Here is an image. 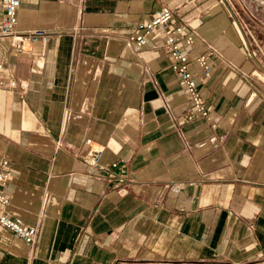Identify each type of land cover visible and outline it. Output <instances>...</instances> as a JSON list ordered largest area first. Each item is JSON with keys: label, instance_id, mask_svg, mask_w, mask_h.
<instances>
[{"label": "crops", "instance_id": "crops-1", "mask_svg": "<svg viewBox=\"0 0 264 264\" xmlns=\"http://www.w3.org/2000/svg\"><path fill=\"white\" fill-rule=\"evenodd\" d=\"M19 4L16 30L50 39L20 49L0 38L15 79L0 89L4 210L38 235L30 245L0 225V264H264V66L226 1ZM164 6L196 32L186 50L206 118H184L189 98L161 30L142 47L128 41ZM209 46L202 77L194 62ZM92 140L104 146L93 164Z\"/></svg>", "mask_w": 264, "mask_h": 264}, {"label": "built area", "instance_id": "built-area-1", "mask_svg": "<svg viewBox=\"0 0 264 264\" xmlns=\"http://www.w3.org/2000/svg\"><path fill=\"white\" fill-rule=\"evenodd\" d=\"M20 0H0V38L8 36L10 44L20 49H28L34 42L46 43L50 39V33L46 28L33 27L31 30L18 31L15 28L17 22V11ZM173 12L168 6H164L159 14L149 20L139 21L136 24V31L128 37V41L137 47H142L145 43L146 35L162 31L164 33L163 47L170 55V67L177 72L178 80L183 85L189 103L184 110V118L191 121L196 116H209L208 106L201 96L198 75L190 67L191 61L187 55L186 48L195 43L196 32L194 29L183 23H171ZM188 27V28H187ZM214 50L209 46L204 52L199 53L195 58V67L200 70L202 77L209 76L211 73L209 57L213 56ZM15 85V79L11 75V69L5 61L0 59V89L12 88ZM89 150L85 154L89 163H97L99 156L104 150V146L95 141H88ZM123 159H114L108 165L111 168L110 176L115 179L117 185L126 181V174L122 171L121 164ZM10 162L6 159L0 160V225L11 230L15 236L25 241L27 244H33L37 239V228L35 225L23 223L19 218L8 215L4 207L8 202V195L4 190V184L9 177ZM131 264H140L133 261ZM148 264H158L155 260ZM162 264H196L191 259H182L181 261L164 262ZM201 264H222L220 261H211Z\"/></svg>", "mask_w": 264, "mask_h": 264}, {"label": "rangeland", "instance_id": "rangeland-1", "mask_svg": "<svg viewBox=\"0 0 264 264\" xmlns=\"http://www.w3.org/2000/svg\"><path fill=\"white\" fill-rule=\"evenodd\" d=\"M249 52L264 66V0H225Z\"/></svg>", "mask_w": 264, "mask_h": 264}]
</instances>
